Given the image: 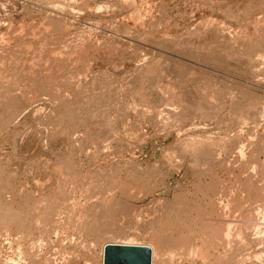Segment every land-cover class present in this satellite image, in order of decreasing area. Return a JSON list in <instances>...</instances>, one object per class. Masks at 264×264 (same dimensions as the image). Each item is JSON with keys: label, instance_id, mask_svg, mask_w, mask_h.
<instances>
[{"label": "rangeland", "instance_id": "rangeland-1", "mask_svg": "<svg viewBox=\"0 0 264 264\" xmlns=\"http://www.w3.org/2000/svg\"><path fill=\"white\" fill-rule=\"evenodd\" d=\"M0 200V264H264V0H0Z\"/></svg>", "mask_w": 264, "mask_h": 264}, {"label": "bare ground", "instance_id": "bare-ground-1", "mask_svg": "<svg viewBox=\"0 0 264 264\" xmlns=\"http://www.w3.org/2000/svg\"><path fill=\"white\" fill-rule=\"evenodd\" d=\"M187 101V108L190 106V105H192V99H190V98H188V100H186ZM185 101V102H186ZM210 102V101H209ZM189 111H191L190 110V108L188 109ZM188 112V111H187ZM189 128V127H188ZM112 132V131H111ZM204 151V150H203ZM208 153V152H207ZM240 153V152H239ZM241 154V153H240ZM176 161V160H175ZM170 164V163H169ZM118 169V168H117ZM118 170H116V169H110V170H107L106 172H105V174H104V178L106 179V180H111L112 178H113V176L116 174V173H118L117 172ZM120 174V173H119ZM130 174V173H129ZM123 176V175H122ZM117 177H118V175H117ZM116 178V177H115ZM115 178H114V180L113 181H116L115 180ZM125 178V177H124ZM131 178V177H130ZM129 179V178H128ZM118 180H120V178L118 179ZM117 180V181H118ZM122 180V179H121ZM216 179H214V181H215ZM112 181V182H113ZM217 181V180H216ZM216 181L214 182V183H216ZM125 182V181H124ZM128 182V181H127ZM130 183V182H129ZM132 184V183H131ZM97 185L98 184H96L95 185V188H97ZM114 185V184H113ZM117 185V184H116ZM118 185H119V188H120V190H122L123 192H124V194H127V196L128 195H131V193L133 192L132 190H134L133 188L135 187V186H132V185H130V187H125L124 186V183L123 182H119L118 183ZM125 185H127V184H125ZM138 185V184H137ZM104 186V185H103ZM129 186V185H128ZM94 188V189H95ZM102 188V187H101ZM106 188H108V187H106ZM109 189V188H108ZM108 189H107V191H108ZM152 189H154V188H152ZM151 189V190H152ZM90 190V189H89ZM118 190V189H117ZM106 191V192H107ZM109 191H113V190H109ZM131 191V192H130ZM135 191H138V190H135ZM144 191H146V190H144ZM91 192V191H90ZM105 192V193H106ZM147 192V194H148V192H150V191H146ZM63 193H64V191H60L59 193H58V196H62L63 195ZM109 193V192H108ZM140 193V192H139ZM145 193V192H144ZM135 194V193H134ZM146 194V193H145ZM91 195V194H90ZM132 196V195H131ZM139 196H140V194H139ZM143 196H144V194H143ZM134 198H137V196L136 197H134ZM140 198V197H139ZM159 198V197H158ZM57 200H58V198H56ZM133 199V198H132ZM156 201V200H155ZM160 201V200H159ZM158 201V202H159ZM48 202V201H47ZM56 201H51V202H49V204H53V203H55ZM58 203V202H57ZM160 203V202H159ZM220 203H221V201H220ZM147 205H148V207H152L151 205H154L155 207H157L158 205H157V202H153L152 204L151 203H146ZM150 204V205H149ZM219 204V203H218ZM56 205V204H55ZM180 205V204H179ZM178 205V206H179ZM183 206H184V204H182ZM181 205V206H182ZM223 205V204H222ZM182 206V207H183ZM226 206L227 205H224V207L226 208ZM52 207H53V205H52ZM103 207H104V205H103ZM154 208V207H153ZM153 208H151V209H153ZM158 208V207H157ZM5 209H7V208H5V204L2 202V200H0V210H3V213H6V212H8V210H5ZM185 209V208H184ZM260 208L259 207H256V208H251V209H249L248 211H250L249 213H248V215H249V217H248V220H252V219H255L256 217H257V215H258V213H259V211L261 210H259ZM154 210V209H153ZM179 210V209H178ZM177 210V211H178ZM225 210V209H224ZM263 210H264V208H263ZM11 211V212H10ZM26 211V210H25ZM46 211V210H45ZM113 211H114V209H113ZM176 211V214L178 213ZM179 211H181V210H179ZM102 212V211H101ZM225 212H226V210H225ZM247 212V211H246ZM51 213V212H50ZM264 213V212H263ZM23 214H25V212H23ZM22 214V215H23ZM37 214V213H36ZM4 215V214H3ZM264 215V214H263ZM7 216H9V218H8V221L9 220H11L12 221V223H16L18 226H20V225H22V223H23V220H24V216L25 215H23V217L21 216V214L20 213H16V212H14L12 209H9V213H7ZM6 216V217H7ZM260 216V215H259ZM3 217H5V216H2V217H0L2 220H3ZM263 217V216H262ZM6 219V218H5ZM224 220V219H223ZM264 220V219H263ZM263 220L261 221V223L262 224H264L263 223ZM199 221V220H198ZM198 221H196V225H198V226H201V227H207V228H212V224H205L204 222L203 223H201V224H198ZM230 221V220H229ZM255 221H258V220H256L255 219ZM195 222V221H194ZM193 222V223H194ZM225 222H228V221H225ZM5 223V222H4ZM211 223V222H210ZM213 223V222H212ZM247 222H245V224H246ZM257 222H255L254 224H256ZM260 223V222H259ZM235 224V223H234ZM238 224V223H237ZM237 224H235V225H237ZM230 225H233L231 222L229 223H227L226 224V227H225V229L222 231V233L219 235V237H217V243L219 244V245H222L223 247H226V248H228V249H234V248H236L237 249V247L239 248V244L238 243H232V240L230 239V235H231V230H230ZM243 225V224H242ZM238 226V225H237ZM255 226V225H254ZM257 227H255V229L256 230H259V229H261L262 228V226H260V225H256ZM261 227V228H260ZM263 229V228H262ZM264 230V229H263ZM262 230V231H263ZM234 231V230H233ZM254 231V230H253ZM171 233V232H170ZM254 233V232H253ZM252 233V234H253ZM255 233H258V232H256L255 231ZM163 234H164V232H163ZM263 234V233H262ZM261 234V235H262ZM166 235V234H165ZM233 235V234H232ZM231 235V236H232ZM238 235V238H237V236H236V238H234V239H238L239 241H240V239L239 238H241L242 237V233H241V235H240V231H239V233L237 234ZM254 235V234H253ZM163 236V235H162ZM172 236V235H171ZM252 236V235H251ZM264 236V235H263ZM165 237V236H164ZM257 237V236H256ZM163 238V237H162ZM162 238H160L159 240L161 241V239ZM167 238H168V236H167ZM184 238V236H180V237H176V238H173V237H170L169 236V241H168V239H166V238H163V240H167L168 241V243H167V246L168 245H171L170 243H171V241H172V245L171 246H173L172 248H175L176 246H174L175 244L176 245H180V244H182V240L181 239H183ZM253 239V238H252ZM190 241V240H189ZM250 241V240H249ZM165 242V241H164ZM241 242H242V239H241ZM242 243H244V242H242ZM174 244V245H173ZM193 244V243H192ZM163 245H165V244H163ZM197 246V245H196ZM170 247V246H169ZM168 247V248H169ZM171 248V249H172ZM196 248V247H195ZM241 248H242V245H241ZM170 248L168 249V250H171ZM196 250V249H195ZM174 250H171V251H169V255H171L170 257H169V259H172V255H173V252ZM218 251V250H217ZM240 251H241V249H240ZM195 252V251H194ZM222 251H220V253H221ZM236 252V251H235ZM235 252L233 253V251H232V253L233 254H235ZM196 253H198L197 251H196ZM196 253H194V254H196ZM237 253V252H236ZM248 253H249V251H248ZM247 253V254H248ZM256 253V252H255ZM262 252H258V254L256 253V255H254L255 256V259L256 258H259L262 254H261ZM218 254V253H217ZM216 254V255H217ZM222 254V253H221ZM225 254V253H224ZM227 254V253H226ZM233 254H231L230 255V258H236L237 256H235V255H233ZM238 254V253H237ZM252 254V253H251ZM254 254V253H253ZM159 255V254H158ZM200 255H202L201 253H200ZM219 255V254H218ZM246 254H244V256H245ZM221 256H224V255H221ZM228 256V258H229V254L227 255ZM251 256V255H250ZM253 256V257H254ZM264 256V254L262 255V257ZM243 255L241 256V258L239 257V259H241V260H243ZM252 257V256H251ZM219 258V257H218ZM244 258H248V256L246 255V257H244ZM238 259V260H239ZM219 260V259H218ZM222 260V259H221ZM237 260V259H236ZM240 260V261H241ZM258 260H260V259H258ZM228 261V260H227ZM231 261H233V260H231ZM231 261H229V262H231ZM239 261V262H240ZM237 263V262H236ZM243 263V262H242ZM241 263V264H242ZM245 263V262H244ZM170 264V263H169ZM226 264H227V262H226Z\"/></svg>", "mask_w": 264, "mask_h": 264}, {"label": "water", "instance_id": "water-1", "mask_svg": "<svg viewBox=\"0 0 264 264\" xmlns=\"http://www.w3.org/2000/svg\"><path fill=\"white\" fill-rule=\"evenodd\" d=\"M150 251L144 245L105 244L102 264H149Z\"/></svg>", "mask_w": 264, "mask_h": 264}]
</instances>
